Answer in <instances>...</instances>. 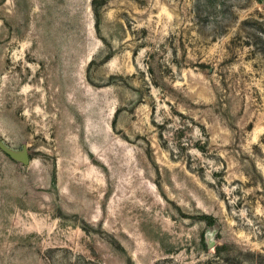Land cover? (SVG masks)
<instances>
[{
    "label": "rangeland",
    "instance_id": "1",
    "mask_svg": "<svg viewBox=\"0 0 264 264\" xmlns=\"http://www.w3.org/2000/svg\"><path fill=\"white\" fill-rule=\"evenodd\" d=\"M0 264H264V0H0Z\"/></svg>",
    "mask_w": 264,
    "mask_h": 264
},
{
    "label": "water",
    "instance_id": "2",
    "mask_svg": "<svg viewBox=\"0 0 264 264\" xmlns=\"http://www.w3.org/2000/svg\"><path fill=\"white\" fill-rule=\"evenodd\" d=\"M1 148L6 153V155L11 157L12 159H14L18 162H21L24 165H27V166L30 165L31 159H30L29 154H28L26 149L21 153H17V152H14V151L8 149L7 147H5L3 145H1Z\"/></svg>",
    "mask_w": 264,
    "mask_h": 264
}]
</instances>
